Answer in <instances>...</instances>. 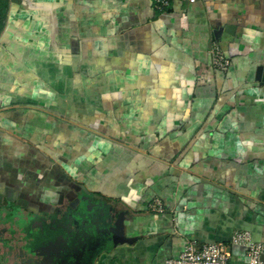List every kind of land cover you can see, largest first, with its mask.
Returning a JSON list of instances; mask_svg holds the SVG:
<instances>
[{
  "label": "crops",
  "instance_id": "crops-1",
  "mask_svg": "<svg viewBox=\"0 0 264 264\" xmlns=\"http://www.w3.org/2000/svg\"><path fill=\"white\" fill-rule=\"evenodd\" d=\"M4 20L1 219L92 199L123 217L92 264H163L190 240L226 243L247 264L230 241L264 243V0H176L162 13L152 0H7ZM214 42L226 73L211 66ZM8 243L0 264L18 256Z\"/></svg>",
  "mask_w": 264,
  "mask_h": 264
},
{
  "label": "flooded vegetation",
  "instance_id": "flooded-vegetation-1",
  "mask_svg": "<svg viewBox=\"0 0 264 264\" xmlns=\"http://www.w3.org/2000/svg\"><path fill=\"white\" fill-rule=\"evenodd\" d=\"M0 207L2 211L4 206ZM101 207L99 202L83 199L75 208H57L55 214H51L54 215L51 219L26 215L14 221L8 220L10 223L4 222L0 233L2 232L3 235L4 232H9L11 235H15L17 232L21 236L16 240L7 241L5 238L0 241L2 243L9 242L10 252L18 250V256L13 264H74L76 261L91 263L99 255V252L109 245L112 238L118 236V234L116 235L117 229L120 230L122 227L121 213L108 217L105 216L103 207L102 209ZM17 220H22V223H18ZM30 220L37 222L36 224L32 222V225H29ZM49 221L50 223H48ZM6 224L7 227H5ZM51 229H53V234L55 233L59 238H57L59 241L52 245L43 235H50ZM70 238H73L71 242L75 254L72 259L66 260L62 254L55 253L58 252L55 250V245ZM17 245H21V247L19 248Z\"/></svg>",
  "mask_w": 264,
  "mask_h": 264
},
{
  "label": "built area",
  "instance_id": "built-area-1",
  "mask_svg": "<svg viewBox=\"0 0 264 264\" xmlns=\"http://www.w3.org/2000/svg\"><path fill=\"white\" fill-rule=\"evenodd\" d=\"M176 0H152L156 12L167 11ZM186 3H193L196 0H182ZM211 66L213 69L226 73L231 67V60L225 55L217 42L211 45L210 49ZM2 103L0 102V110ZM149 210L157 213H164L165 209L159 199H155ZM230 245L244 247L247 249V264H264V243L254 242L251 233L248 231L236 232ZM163 264H236L232 261L229 245L226 243L201 244L197 240L188 241L184 252L177 259H170Z\"/></svg>",
  "mask_w": 264,
  "mask_h": 264
},
{
  "label": "rangeland",
  "instance_id": "rangeland-1",
  "mask_svg": "<svg viewBox=\"0 0 264 264\" xmlns=\"http://www.w3.org/2000/svg\"><path fill=\"white\" fill-rule=\"evenodd\" d=\"M10 205H12V204H10ZM12 208L15 210V214H16L17 218H19V219L22 218V217H24V216H26V214H27L26 212H28L27 215L34 216L35 218H38L37 214H34L33 212H30L31 210L29 208H26V209H28L26 211L21 210V207L20 208L19 207L18 208L12 207ZM0 210H1V207H0ZM35 211H37L38 214H41V213H39L41 211H39V210H35ZM0 213H1V211H0ZM1 218H2V216L0 214V230L2 229V227L4 225V222H6V223L8 222V220L3 221V219H1ZM17 221L20 224L22 223V220H17ZM17 221H16V224H17ZM32 222H34L36 224L37 221L30 220L28 224L29 225H32ZM8 223H10V221ZM7 226L8 225L6 224L5 227H7ZM1 239H5L4 235H2L0 237V240ZM72 240H73V238H70L69 240L67 239L66 241H64L61 244L55 245V250L58 251V252H55V253L62 254L63 256L66 257V260L72 259L73 255L75 254V252L73 251V246H72V242H71ZM0 243H2V242L0 241ZM2 245H5V243L3 242ZM53 248H54V246H53Z\"/></svg>",
  "mask_w": 264,
  "mask_h": 264
},
{
  "label": "water",
  "instance_id": "water-1",
  "mask_svg": "<svg viewBox=\"0 0 264 264\" xmlns=\"http://www.w3.org/2000/svg\"><path fill=\"white\" fill-rule=\"evenodd\" d=\"M6 4H7V0H0V28L4 24V21H5L4 19L6 17ZM223 32L232 33L233 31L231 30L230 27L218 29L214 32V38L217 41H219ZM258 80L264 83V69L262 67L259 68ZM122 233H123V229L121 227L120 230L117 229L116 235L118 234V236H114L112 239H119ZM96 258L97 256L95 257V259ZM74 264H92V263H88V262L82 263V262L76 261L74 262Z\"/></svg>",
  "mask_w": 264,
  "mask_h": 264
}]
</instances>
